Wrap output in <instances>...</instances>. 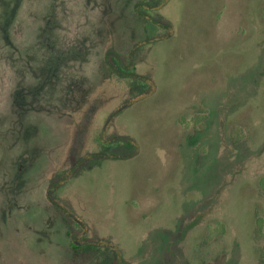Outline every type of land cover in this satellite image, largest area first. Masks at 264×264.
I'll use <instances>...</instances> for the list:
<instances>
[{"label":"rangeland","instance_id":"1","mask_svg":"<svg viewBox=\"0 0 264 264\" xmlns=\"http://www.w3.org/2000/svg\"><path fill=\"white\" fill-rule=\"evenodd\" d=\"M161 1L0 0V264H264V0Z\"/></svg>","mask_w":264,"mask_h":264},{"label":"trees","instance_id":"2","mask_svg":"<svg viewBox=\"0 0 264 264\" xmlns=\"http://www.w3.org/2000/svg\"><path fill=\"white\" fill-rule=\"evenodd\" d=\"M167 0H162L161 2H159L156 6H153L155 9H157L161 4H165V2H166ZM143 16H147V15H143ZM158 38H152V39H150V40H148V41H141L140 43H137V45H134V47H133V49L131 50V52L129 53L130 55H129V62H128V64L126 65V64H124L123 63V61H122V59H121V56L122 55H120V54H113L112 53V51L113 50H108L107 52H106V55H105V58H106V62L108 63V65L112 68V69H114V70H118V71H121V72H123L124 71V73H125V76L126 77H129V78H136V79H139L140 81H142V83H144V82H148V83H152V86H153V79L152 78H150V77H148V78H146V77H142L141 76V74H138L136 71H135V68H134V60H133V54H134V51H135V49L137 50L140 46H143V45H145V44H147L148 42H154V40H157ZM111 54H113V56H114V59H113V61L112 62H110V57L112 58V56H111ZM142 77V78H141ZM153 90V89H152ZM142 95H144V94H142ZM126 106H128V105H126V104H123V105H121V106H119L118 108H116V110L115 111H113V112H111V114H110V116L108 117V120H107V122L108 121H110V119H112L113 118V116H115L116 114H118L122 109H124ZM133 141V140H132ZM132 141L129 139V141H125L126 143H129V144H131L132 143ZM107 155V153L106 152H102V153H97V154H93V157H91L90 159H92L91 161H93L94 163L93 164H96V162H98L99 160H101L102 159V157H104L105 155ZM97 158H98V160H97ZM55 189V188H54ZM53 190V189H52ZM49 194V193H48ZM53 203H54V205L57 207V208H60V205H58V203H56V202H54L53 201ZM77 222H79L78 220H77ZM81 222V221H80ZM79 222V223H80ZM70 235H71V246L73 247V249L74 250H76V251H78V250H88V249H94V248H98V247H100V245H101V243L100 242H97V243H95V242H88V243H86V244H78V242H77V240L74 238V236L72 235V233L70 232L69 233ZM100 244V245H99ZM99 245V246H98ZM103 245V244H102ZM110 246H112V247H116V245L115 244H113V243H111V244H109ZM118 254V253H117ZM120 258V257H119Z\"/></svg>","mask_w":264,"mask_h":264}]
</instances>
